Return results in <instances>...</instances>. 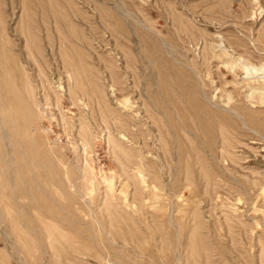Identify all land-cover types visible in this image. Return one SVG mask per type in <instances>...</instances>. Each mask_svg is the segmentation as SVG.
Segmentation results:
<instances>
[{"label":"rangeland","instance_id":"374dc122","mask_svg":"<svg viewBox=\"0 0 264 264\" xmlns=\"http://www.w3.org/2000/svg\"><path fill=\"white\" fill-rule=\"evenodd\" d=\"M0 96V264H264V0H0Z\"/></svg>","mask_w":264,"mask_h":264},{"label":"bare ground","instance_id":"6f19581e","mask_svg":"<svg viewBox=\"0 0 264 264\" xmlns=\"http://www.w3.org/2000/svg\"><path fill=\"white\" fill-rule=\"evenodd\" d=\"M183 32H184V31H183ZM181 33H182V32H181ZM123 35H124V33H123ZM124 36H125V35H124ZM124 51H125V50H124ZM124 51H123V52H124ZM127 53H128V52H127ZM206 53H207V52H206ZM242 54H243V53H242ZM204 56H205V55H204ZM226 56H227V55H226ZM130 57H131V56H130ZM126 58H127V57H126ZM128 58H129V57H128ZM126 60H127V59H126ZM228 62H229V61H228ZM201 64H202V63H201ZM125 65H126V64H125ZM74 66H75V65H74ZM241 66H242V65H241ZM248 66H249V65H248ZM246 67H247V66H246ZM130 68H131V67H130ZM241 68H242V67H241ZM230 70H232V69H230ZM130 72H131V71H130ZM116 73H117V72H116ZM6 74H8V73L6 72ZM40 74H41V73H40ZM41 75H42V74H41ZM43 75H44V74H43ZM69 76H70V75H69ZM69 76H68V77H69ZM122 76H123V75H122ZM8 77H9V76H8ZM24 77H25V76H24ZM41 77H42V76H41ZM82 77H83V76H82ZM28 78H29V77H28ZM122 78H123V77H122ZM69 79H70V78H69ZM184 79H185V78H184ZM186 79H187V78H186ZM7 80H8V79H7ZM25 80H26V79H24V81H25ZM45 81H47V80L45 79ZM4 82H5V80H4ZM10 82H11V81H10ZM21 82H22V80H21ZM196 82H197V81H196ZM7 83H9V82H6V84H7ZM113 83H115V82H113ZM246 83H247V82H246ZM10 84H11V83H10ZM202 84H203V83H202ZM4 85H5V84H4ZM14 85L16 86V84H14ZM14 85L12 84V85L9 86V84H8V87H12V86H14ZM30 85H32V84H30ZM246 85H247V84H246ZM5 86H6V85H5ZM15 86H14V89H15ZM21 87H22V86H21ZM70 87H71V86H70ZM12 88H13V87H12ZM7 89H8V88H7ZM10 89H11V88H10ZM29 89H30V88H29ZM29 89H28V91H29ZM98 89H99V88H98ZM136 89H137V88H136ZM141 89H142V88H141ZM3 90H4V89H3ZM34 90H36V89H34ZM70 90H71V88H70ZM9 91L12 92L13 89H11V90H9ZM14 92H15V91H14ZM14 92H13V93H14ZM22 92H23V90H22ZM101 92H102V91H101ZM26 93H28V92H26ZM29 93H30V92H29ZM76 93H77V92H76ZM10 94H11V93H10ZM10 94H9V95H10ZM20 94H21V92H20ZM23 94H24V93H23ZM225 94H226V93H225ZM7 95H8V92H7ZM71 95H72V94H71ZM92 95H93V94H92ZM31 96H32V95H31ZM31 96H30V94H29L28 97H31ZM81 96H82V95H81ZM89 96H90V95H89ZM93 96H94V95H93ZM262 96H263V95H262ZM0 97H1V96H0ZM4 97H5V96H4ZM18 97H19V95H18ZM228 97H229V96H228ZM228 97H226V98L228 99ZM59 98H60V97H59ZM82 98H83V97H82ZM89 98H90V97H88V99H89ZM18 99H19V98H18ZM227 99H226V100H227ZM230 99H231V98H230ZM4 100H5V99H4ZM45 100H46V99H45ZM90 100H91V99H90ZM125 100H126V99H125ZM148 100H149V99H148ZM261 100H262V99H261ZM14 101H15V100H14ZM20 101H21V100H20ZM69 101H70V99H69ZM79 101H80V100H79ZM227 101H228V100H227ZM230 101H231V100H230ZM262 101H263V100H262ZM262 101H261V102H262ZM10 102H11V101H10ZM10 102H9V105H12ZM18 102H19V100H18ZM18 102H17V103H18ZM22 102H23V101H22ZM70 102H71V101H70ZM72 102H73V101H72ZM80 102H81V101H80ZM125 102H126V101H125ZM228 102H229V101H228ZM77 103H78V102H77ZM104 103H105V102H104ZM123 103H124V102H123ZM21 104H22V103H21ZM21 104H19V105H21ZM45 104H46V103H45ZM58 104H59V103H58ZM23 105H24V104H23ZM12 106H13V105H12ZM153 106H154V105H153ZM208 106H209V105H208ZM234 106H235V105H234ZM237 106H238V105H237ZM18 107H19V106H18ZM20 107H21V106H20ZM193 107H194V106H192V108H193ZM205 107H206V106H205ZM235 107H236V106H235ZM5 108H6V107H5ZM8 108H9V107H8ZM13 108H14V109H17V106H16V107H13ZM194 108H197V107H194ZM194 108H193V109H194ZM207 108H208V107H207ZM9 109H10V108H9ZM11 109H12V108H11ZM96 109H97V108H96ZM178 109H179V107H178ZM193 109H192V110H193ZM205 109H206V108H205ZM208 109H209V108H208ZM18 110H19V109H18ZM21 110H22V109H21ZM24 110L27 112L26 109H24ZM24 110H23V111H24ZM121 110H122V109H121ZM195 110H197V109H195ZM195 110H194V111H195ZM200 110H201V109H200ZM7 111H8V109H7ZM12 111H13V110H11V112H12ZM1 112H3V111H1ZM11 112L8 111V114L11 113ZM15 112H16V110L14 111V113H15ZM21 112H22V111H20V114H21ZM195 112H196V111H195ZM198 112H199V111H198ZM203 112H204V111H203ZM206 112H207V111H206ZM208 112H209V111H208ZM4 113H5V111H4L3 113H0V116H1V114H2L3 117H5V116H4ZM12 113H13V112H12ZM16 113H17V112H16ZM16 113H15L14 116H16ZM30 113H31V112H30ZM124 113H125V112H124ZM133 113H134V112H133ZM136 113H137V112H136ZM201 113H202V112H201ZM209 113H210V112H209ZM211 113H212V112H211ZM17 114H19V113H17ZM25 114H26V113H25ZM189 114H190V112H189ZM199 114H200V113H199ZM203 114H204V113H203ZM207 114H208V113H206V115H207ZM214 114H215V113H214ZM9 115H10V116H13L12 114H9ZM21 115H22V114H21ZM27 115H29V114H27ZM126 115H127V114H126ZM148 115H150V114H148ZM201 115H202V114H201ZM208 115H209V114H208ZM208 115H207V116H208ZM212 115H213V114H212ZM218 115H219V114H218ZM17 116H18V115H17ZM215 116H216V115H215ZM215 116H214V117H215ZM3 117H2V118H3ZM18 117H19V116H18ZM208 117H209V116H208ZM214 117H213V118H214ZM8 118H9V117H8ZM12 118H13V117H12ZM16 118H17V117H16ZM19 118H20V117H19ZM28 118H29V117H28ZM200 118H201V117H200ZM211 118H212V117H211ZM222 118H224V117H222ZM0 119H1V118H0ZM9 119H10V118H9ZM14 119H15V118H14ZM14 119H12L11 121L13 122ZM5 120H6V119H5ZM17 120H18V119H17ZM23 120H24V119H23ZM23 120H22V122H23ZM198 120H199V119H198ZM202 120H203V119L201 118V121H202ZM224 120H225V119H224ZM8 121H9V120H8ZM99 121H100V120H99ZM220 121H221V120H220ZM1 122H2V121H1ZM153 122H154V121H153ZM184 122H185V121H184ZM202 122H203V121H202ZM213 122H214V121H213ZM17 123H18V122H17ZM93 123H94V122H93ZM125 123H126V122H125ZM130 123H131V122H130ZM210 123H211V122H210ZM2 124H3V122H2ZM10 124H12V123H10ZM201 124H202V123H201ZM207 124H208V123H207ZM138 125H139V124H138ZM4 126H5V125H4ZM10 126H11V125H10ZM10 126H9V127H10ZM12 126H14V125H12ZM15 126H16V125H15ZM17 126H18V125H17ZM112 126H113V125H112ZM122 126H123V125H122ZM140 126H141V125H140ZM152 126H153V125H152ZM142 127H143V126H142ZM154 127H156V126H154ZM198 127H199V124H198ZM167 128H168V127H167ZM13 129H15V127H13ZM86 129H87V128H86ZM184 129H185V128H184ZM80 130H81V129H80ZM82 130H83V129H82ZM187 130H188V129H187ZM90 131H91V130H90ZM136 131H137V130H136ZM18 132H20V130H18ZM22 132H24V131H22ZM22 132H21V135L23 134ZM81 132H82V131H81ZM15 133H17V132H15ZM84 133H85V132H84ZM106 133H107V132H106ZM137 133H138V132H137ZM17 134L19 135V133H17ZM92 134H93V133H92ZM113 134H114V133H113ZM143 134H144V133H143ZM12 135H13V134H12ZM24 135H26V133H25ZM32 135H33V134H32ZM22 136H23V135H22ZM22 136H20V138H21ZM15 138H16V136H15ZM25 138H26V137H25ZM30 138H31V136H30ZM21 139H22V138H21ZM81 139H82V138H81ZM22 140H23V139H22ZM98 140H99V139H98ZM17 141H18V140H17ZM33 141H34V140H33ZM83 141H84V140H83ZM108 141H109V140H108ZM23 142H24V141H23ZM47 142H48V141H47ZM86 142H87V141H86ZM110 142L113 143V144H115V142H114L112 139L110 140ZM196 142H197V141H196ZM11 143H12V142H11ZM32 143H34V142H32ZM106 143H107V142H106ZM187 144H188V143H187ZM15 145H16V144H15ZM29 146H30V145H29ZM32 146H33V145H32ZM88 147H89V146H88ZM138 147H139V146H138ZM31 148H33V147H31ZM29 149H30V147H29ZM30 150H32V149H30ZM49 150H50V149H49ZM85 150H86V149L84 148V151H85ZM33 151H34V150H33ZM211 151H212V150H211ZM29 152H30V151H29ZM31 152H32V151H31ZM34 152H35V151H34ZM43 152H45V151H43ZM132 152H133V151H132ZM219 153H220V152H219ZM31 154H32V153H31ZM36 154H37V153H36ZM48 154H49V153H48ZM125 154H126V153H125ZM44 155H45V154H44ZM55 155H56V153H55ZM49 157H50V156L48 155V158H49ZM54 158H55V157H54ZM59 158H61V156H60ZM163 158H164V157H163ZM212 159H213V158H212ZM44 160H45V159H44ZM48 160H49V159H48ZM141 160H142V159H141ZM30 161H31V160H30ZM159 161H160V160H159ZM37 162H39V161H37ZM52 162H54V161H52ZM57 162H58V161H57ZM62 162H64V161H62ZM48 163H49V162H48ZM35 164H36V163H35ZM37 164H38V163H37ZM37 164H36V165H37ZM43 164H44V163L42 162V165H43ZM45 164H47V163H45ZM131 164H132V163H131ZM59 165H61V163H60ZM166 165H167V164H166ZM46 166H47V165H46ZM205 166H206V165H205ZM205 166H204V167H205ZM44 167H45V165H44ZM46 169H47V168H46ZM83 169H84V168H83ZM151 169H152V167H151ZM42 170H44V168H43ZM42 170H41V171H42ZM45 171H46V170H45ZM134 171H135V170H134ZM43 173H44V172H43ZM43 173H42V175L45 174V173H44V174H43ZM66 175H67V173H66ZM138 175H139V174H138ZM159 176H160V174H159ZM38 177H39V176H38ZM196 178H198V176H197ZM161 179H163V178L161 177ZM94 180H95V179H94ZM94 180H93V182H94ZM150 181H151V180H150ZM105 183H106V182H105ZM186 183H187V181H186ZM111 184H113V183H111ZM141 185H143V184H141ZM112 186H113V185H112ZM208 186H209V185H208ZM109 187H111V186H109ZM92 189H93V188H92ZM152 189H155V188H152ZM209 189H210V188H209ZM159 191H160V190H159ZM261 191H262V190H261ZM109 198H110V197H109ZM124 199H125V198H124ZM179 199H181V196H180ZM157 205H158V204H157ZM142 206H143V205H142ZM112 207H113V206H112ZM111 209H112V208H111ZM157 209H158V208H157ZM115 210H116V209H115ZM155 210H156V209H155ZM110 211H111V210H110ZM156 211H157V210H156ZM162 211H163V210H162ZM177 211H178V210H177ZM157 212H158V211H157ZM110 213H112V212H110ZM154 220H155V219H154ZM46 226H47V225H46ZM161 227H162V226H161ZM50 229H51V228H50ZM47 230H48V229H47ZM162 230H163V229H162ZM50 231H53V230H50ZM163 233H164V231H163ZM159 240H160V239H159Z\"/></svg>","mask_w":264,"mask_h":264}]
</instances>
